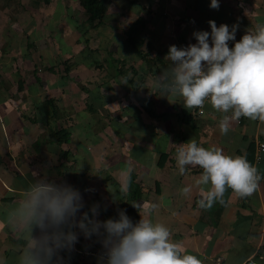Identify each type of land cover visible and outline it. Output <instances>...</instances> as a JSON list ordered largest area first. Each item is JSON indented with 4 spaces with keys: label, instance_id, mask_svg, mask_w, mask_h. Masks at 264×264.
Wrapping results in <instances>:
<instances>
[{
    "label": "crops",
    "instance_id": "obj_1",
    "mask_svg": "<svg viewBox=\"0 0 264 264\" xmlns=\"http://www.w3.org/2000/svg\"><path fill=\"white\" fill-rule=\"evenodd\" d=\"M12 1L0 3L1 17L8 16ZM210 2L106 0L103 20L93 27L75 0L94 35L86 58L68 66L71 71L64 76L30 67L26 41L19 62L13 41L6 39L12 24L0 20V264H19L25 241L14 217L24 190L40 173L80 191L84 206L77 219L83 212L91 216L90 208L98 204L96 218L101 221L118 218L120 209L132 219L131 208L138 221L146 215L143 203L152 202L158 208L150 218L166 225L171 239L202 264H212L216 256L240 264L255 252L264 264V153L256 159L258 144L264 143V123L241 117L225 134L219 127L225 114L210 102L198 113L185 108L179 95L162 96L153 86L171 68L165 58L169 46L196 43L193 32L210 33L209 20L230 30L238 25L230 48L247 30L264 24V0H219L218 10ZM60 129L68 140L57 141ZM190 139L246 157L262 177L257 191L240 198L228 189L225 204L199 208V188L193 187L190 196L181 189L194 185L202 169L188 166L180 175L175 159L179 144ZM128 167L132 186H127ZM72 230L78 241L61 253L62 264H106L99 238L87 239L79 228Z\"/></svg>",
    "mask_w": 264,
    "mask_h": 264
},
{
    "label": "clouds",
    "instance_id": "obj_2",
    "mask_svg": "<svg viewBox=\"0 0 264 264\" xmlns=\"http://www.w3.org/2000/svg\"><path fill=\"white\" fill-rule=\"evenodd\" d=\"M210 7L218 10L219 0H211ZM208 23L210 33L193 32L196 43L169 46L165 58L171 68L158 76L153 86L162 96L182 97L187 109H203L205 102H210L214 110L225 114L219 122L222 133L241 117L264 123V24L247 30L230 48L228 42L235 41L238 25L230 30L224 23ZM175 159L180 175L188 166L202 169L194 185L183 187L181 193L190 196L193 187L199 188L197 205L205 210L215 203L225 204L228 189L240 198L253 195L262 179L246 157L225 154L215 146H199L195 139L179 144ZM131 172V167L125 169L129 178ZM39 177L24 190L14 217L25 241L19 264H62L61 253L72 250L78 241L73 228H79L87 239L93 235L99 238L104 249L101 260L106 264H202L181 242L171 239L166 225L150 218L158 208L156 203L144 202L146 215H140L135 223L123 209L118 210V218L97 219L98 204L90 208L91 216L83 212L77 219L84 206L80 191L50 181L42 173ZM125 190L122 187L120 192ZM35 229L39 234H34Z\"/></svg>",
    "mask_w": 264,
    "mask_h": 264
},
{
    "label": "rangeland",
    "instance_id": "obj_3",
    "mask_svg": "<svg viewBox=\"0 0 264 264\" xmlns=\"http://www.w3.org/2000/svg\"><path fill=\"white\" fill-rule=\"evenodd\" d=\"M1 2L4 4L7 0ZM7 7L8 16H0V20H8L12 24L6 39L13 41L19 62L22 59L19 51L25 41L29 48L30 67L36 66L43 74L67 75L71 64L75 66L81 61L79 59L88 55V44L94 31L87 26L86 17L75 0H51L50 3L44 0H14Z\"/></svg>",
    "mask_w": 264,
    "mask_h": 264
},
{
    "label": "trees",
    "instance_id": "obj_4",
    "mask_svg": "<svg viewBox=\"0 0 264 264\" xmlns=\"http://www.w3.org/2000/svg\"><path fill=\"white\" fill-rule=\"evenodd\" d=\"M46 3L48 0H44ZM81 6L85 9L86 13L88 14V21L93 27H97L103 20V17L105 15V10H106V0H79ZM55 136L57 137V141H66L68 140V135L67 132L64 130H57L55 132ZM134 184L133 182V176L131 174V177H127V186H132ZM135 192L134 189H131ZM133 196H136V192L134 193ZM132 219L137 222L136 219V214L132 210L129 211Z\"/></svg>",
    "mask_w": 264,
    "mask_h": 264
},
{
    "label": "built area",
    "instance_id": "obj_5",
    "mask_svg": "<svg viewBox=\"0 0 264 264\" xmlns=\"http://www.w3.org/2000/svg\"><path fill=\"white\" fill-rule=\"evenodd\" d=\"M197 112L198 113H202L203 110L202 109H197ZM262 153H264V143L263 142H259L258 151L256 153V159L257 160H259L261 158V154ZM263 205H264V203H263ZM102 253H101V255H102ZM257 253L258 252H255L254 254L250 255L248 258H246L240 264H259V262L257 260V255H258ZM212 264H228V263L223 259L222 256H216L215 258H213Z\"/></svg>",
    "mask_w": 264,
    "mask_h": 264
}]
</instances>
